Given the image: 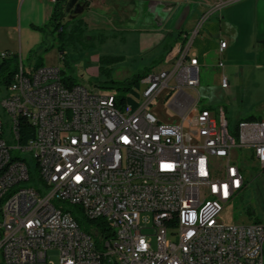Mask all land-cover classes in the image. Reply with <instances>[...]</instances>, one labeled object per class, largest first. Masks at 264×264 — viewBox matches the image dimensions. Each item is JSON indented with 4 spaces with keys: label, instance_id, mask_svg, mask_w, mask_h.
<instances>
[{
    "label": "built area",
    "instance_id": "2783aa9c",
    "mask_svg": "<svg viewBox=\"0 0 264 264\" xmlns=\"http://www.w3.org/2000/svg\"><path fill=\"white\" fill-rule=\"evenodd\" d=\"M221 9L141 81L136 109L20 60L0 104V264H264V224L221 220L247 190L251 160L264 175V112L231 131L224 108L199 109L194 42ZM221 88H230L224 75ZM163 93L174 112L166 123L150 109ZM22 114H33L25 143L23 126H10ZM13 150L32 154L35 169ZM82 219L101 226L85 231Z\"/></svg>",
    "mask_w": 264,
    "mask_h": 264
},
{
    "label": "rangeland",
    "instance_id": "374dc122",
    "mask_svg": "<svg viewBox=\"0 0 264 264\" xmlns=\"http://www.w3.org/2000/svg\"><path fill=\"white\" fill-rule=\"evenodd\" d=\"M86 1H90L91 9H86L80 15L70 14L66 21L82 19L87 27L83 38L86 39L85 41L89 45H94V48L87 51L82 50L80 46H78L79 50L76 51L69 49L67 62H64L58 52L57 43H54V37L50 34V31H47L45 46L47 51L44 48L41 52V62L45 66L60 68L65 71L66 77H73L78 85L86 87L90 91L116 96L123 93L117 90L118 85H113V81L124 82L132 80L138 75L145 77L153 71L162 68L166 50L170 48L167 45L175 44L174 35L183 30H193L191 33H194L204 13L201 5L202 0H181L184 4L182 3L183 5L180 6L179 12L168 22V28L174 34L168 38L165 44L163 41L159 46L144 48L143 40L148 38L144 36V32H135L128 25L122 24L125 23L126 19L124 18H128L131 15L127 9H132L135 4L134 0ZM107 2L110 3L108 6H106ZM149 5V0H141L142 24L149 18L145 14ZM105 7H109V9L107 10ZM186 7H188V12L183 18V22L181 21V25L177 26ZM222 15H225L223 8L213 13L201 25L199 29L200 35H203L204 32L207 33V30L210 29H208L210 24H215V28H217L219 18ZM213 32L216 33L217 31ZM207 34L212 36V33ZM218 34H222L232 40L237 37L238 32L235 25L229 27L224 24L222 29L218 30ZM210 41L212 40L208 37V41L204 42L211 43ZM204 42H202V45ZM52 44L54 46L50 48ZM230 47L229 54H225L221 58L225 64L223 70L216 66L220 59L213 48L204 54L203 49L199 52V58L202 63L198 90L202 98L199 109L203 107L212 110L224 108L229 129L234 131L239 123L249 121L251 118L259 119L264 112V39L252 41L241 36V38L236 39L235 45ZM193 50L198 51L197 44L194 45ZM100 57H120L122 60L119 63L106 66L107 71L106 75H104L99 72L98 59ZM23 64L26 70L34 68L35 65V63L25 59ZM223 75L227 77L230 83V88L227 90L221 88ZM171 85L174 86V83ZM5 96L6 91L2 90L0 92V104ZM166 98L167 96L163 93L150 107L151 112L165 123L170 122L174 115V112L168 108L172 98L169 100H166ZM140 101L143 103V100L140 99ZM0 114L3 115L1 107ZM10 145L16 146V143L10 142ZM11 154L13 158L24 160L31 167V170L35 169L36 163L32 154L21 150H13ZM246 181L248 188L243 196L235 199L222 214L221 220L225 224H250L255 221L264 224V175L261 174L259 167L253 160L250 161V165L247 167ZM31 185L32 182L24 186ZM66 206L70 210L78 212L77 208L70 205ZM80 223L81 228L85 231H90L94 228L93 225H90L84 219ZM147 233L153 234L152 231H147ZM155 246L156 241L154 240L152 247ZM50 257L55 263L58 262L57 253H50Z\"/></svg>",
    "mask_w": 264,
    "mask_h": 264
},
{
    "label": "crops",
    "instance_id": "0c3cea01",
    "mask_svg": "<svg viewBox=\"0 0 264 264\" xmlns=\"http://www.w3.org/2000/svg\"><path fill=\"white\" fill-rule=\"evenodd\" d=\"M134 1L135 4L132 9H127L131 15L124 18L127 21L125 20V23L122 24L128 25L135 32H144V36L148 37L143 40L144 48L159 46L163 41L165 44L168 38L174 34L168 28V22L179 12L180 6L184 2L181 0H149L150 5L145 12L149 18L142 24L141 0ZM79 3L81 6L86 5L87 7L84 8L83 12L86 9L90 10L92 7L90 1L79 0ZM160 3H175L176 8L167 12L168 15L164 17L163 10L165 9ZM109 4L107 2L106 6ZM54 5L48 0H0V54L10 52L18 54L21 60L29 61L33 53H41L45 48L46 34L38 29L43 28L50 21ZM201 5L204 10L203 15L215 10L218 5H222L225 15L219 18L218 29L215 28V24H210L208 27L210 29L207 30V33H212V36L211 34L208 36L209 34L206 32L203 35L198 34L194 42V45L197 44L198 46V51H194L198 57L202 49L204 54L213 48L219 59H221L225 54H229L230 46H234L236 39L241 38V36L252 41L264 39V0H202ZM105 9L108 10L109 7H105ZM181 21L183 22L179 19L177 26L181 25ZM224 24L229 27L236 26L238 35L235 39L231 40L229 37L218 34V30L222 29ZM215 30L216 33L213 32ZM191 31L193 30H183L174 35L175 44L167 45L170 48L166 50L163 61L176 44L183 42L185 37L191 36ZM208 37L211 38V43L204 42L208 41ZM202 42H204L203 45ZM220 42L227 43V49L222 55L219 54ZM30 61L36 63L35 59ZM200 63H202L201 60Z\"/></svg>",
    "mask_w": 264,
    "mask_h": 264
},
{
    "label": "trees",
    "instance_id": "16d2710c",
    "mask_svg": "<svg viewBox=\"0 0 264 264\" xmlns=\"http://www.w3.org/2000/svg\"><path fill=\"white\" fill-rule=\"evenodd\" d=\"M70 1L71 0H57L56 4L54 5L50 21L43 28L38 29L39 31L44 32L46 34V37L47 31H50V34L54 37V43H57L58 45V52L60 54V57L64 62H67V52L69 49L76 51L79 50L78 46H80L82 50L87 51L94 48V45H89L88 43H86V39L83 38L87 27L86 23L82 19H72L71 21H66L67 17L69 16L66 14V10ZM70 14H73V11ZM50 46V48H52L54 45L52 44ZM45 50L47 51L46 48ZM5 55L6 56L3 57L0 54V92L2 90L6 91L11 85L16 73L18 72L21 60L18 54L6 52ZM36 58H38V61L36 60L34 68L44 66V64L41 62L42 54L33 53L30 60ZM121 60L122 58L120 57H100L98 59L99 72L106 75V66L119 63ZM62 75L63 81L67 86L77 85L73 77L65 76V71H62ZM145 77L138 75L132 80H126L124 82L113 81L112 84L118 85L117 90L123 93L122 95L116 97V105L119 107L130 105L133 106L134 109L138 108V102L136 100L140 98V83ZM253 120L256 119L251 118L249 121ZM20 125H22L24 128V137H22V143H25L28 139L33 138L34 130L28 122H22ZM87 223L93 226H101L98 221H87ZM254 223L258 224L260 222L255 221ZM79 224L81 226V223ZM100 230L105 233L108 232L105 227H100Z\"/></svg>",
    "mask_w": 264,
    "mask_h": 264
},
{
    "label": "water",
    "instance_id": "95a60500",
    "mask_svg": "<svg viewBox=\"0 0 264 264\" xmlns=\"http://www.w3.org/2000/svg\"><path fill=\"white\" fill-rule=\"evenodd\" d=\"M160 5H162V7H164L165 9L163 10L165 13L164 17L168 15L167 12H170L172 9L176 8L175 3H160ZM83 10H84V6H81V4L79 3V0H71L67 7L66 14L70 15V13L73 11L74 14L80 15L83 13ZM187 12H188V7L184 9L180 20H183V18H185Z\"/></svg>",
    "mask_w": 264,
    "mask_h": 264
},
{
    "label": "bare ground",
    "instance_id": "6f19581e",
    "mask_svg": "<svg viewBox=\"0 0 264 264\" xmlns=\"http://www.w3.org/2000/svg\"><path fill=\"white\" fill-rule=\"evenodd\" d=\"M23 121H33V114L15 115L10 119V125L19 126ZM12 135H19V127H12ZM103 264H110V257H103Z\"/></svg>",
    "mask_w": 264,
    "mask_h": 264
},
{
    "label": "snow or ice",
    "instance_id": "6c2138e0",
    "mask_svg": "<svg viewBox=\"0 0 264 264\" xmlns=\"http://www.w3.org/2000/svg\"><path fill=\"white\" fill-rule=\"evenodd\" d=\"M77 179H79V177H77Z\"/></svg>",
    "mask_w": 264,
    "mask_h": 264
}]
</instances>
